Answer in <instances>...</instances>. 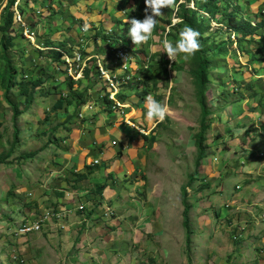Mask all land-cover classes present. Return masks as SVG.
Here are the masks:
<instances>
[{
  "label": "rangeland",
  "instance_id": "rangeland-1",
  "mask_svg": "<svg viewBox=\"0 0 264 264\" xmlns=\"http://www.w3.org/2000/svg\"><path fill=\"white\" fill-rule=\"evenodd\" d=\"M22 1L26 5V0ZM29 1L30 7L26 6L24 15L37 24V36L40 43H45L44 50H34L29 41L25 43L20 31H14L12 57L16 61L18 79H40L42 84L36 93L37 98L24 113L22 121H18L19 125L13 121L11 106L4 95L0 100V157L6 155L13 145L15 127H20V139L14 153L0 164V264H39L32 251L37 239L35 242L31 232L21 233V221L28 216V210H36L30 213L32 220L44 212L37 211L39 205L34 197L37 196L35 188L41 185V181L44 184L45 176L42 175L40 181L38 176L31 177V174L37 170L36 159L42 152L39 146L48 149V135L54 138V130L60 121L57 115L60 111L54 112L53 105L61 98H77L82 94L79 91L82 83L88 85L87 81L75 83L64 63L54 70L48 55L43 54L48 52L45 49L50 45L46 44L45 38L50 36L56 38L54 46H58L62 38L65 50L85 51V36L81 35L80 22H73L72 13L66 12V8L72 7L71 1L66 0V6L59 0H48L61 14L45 19L41 18L40 6L46 0ZM179 4L181 0H177ZM96 6L106 8L102 0ZM177 9H172L171 20L177 22L171 26L180 22L175 18ZM90 13L97 14L95 10ZM122 13H118V20H127L128 12L122 10ZM113 15L106 20V26L118 33ZM256 15L264 17V12ZM96 19L93 16V20ZM57 24L61 26L59 32H56ZM159 25L157 33H153V37L158 39H150L136 47L127 34L120 46L130 50L133 61H137L138 70L129 73L134 75L129 86L140 85L138 79L143 78L148 87L147 91L139 88L140 95L151 94L170 109L157 128L159 121L151 122L152 125L156 123L155 133L152 132L154 129L149 131L150 128L141 126L148 132L151 146L145 170L142 174L138 171L134 181L143 182L144 198L140 196L137 199L145 202L140 208L144 206L143 218L147 220L145 228L149 235L148 246L137 255L136 264H264V204L260 202V197H264V31L260 32L261 37L237 41L233 35L219 31L218 24L212 21V42L227 43L231 37L232 43L255 53L257 60L255 63L247 61L246 55L239 54L241 51L236 43L228 44L231 51L228 56L216 57L219 61L225 59L222 61L225 66L213 71L210 69L207 75L205 92L208 91L214 108L211 115L203 120L194 75L196 59L193 56L188 61L180 57L175 62L169 60L163 54L162 41L165 35L173 44L176 41L168 37L170 26L165 22H159ZM106 44L110 42H103L104 47L98 53L110 61H104L107 66L114 65L112 47ZM26 62L29 63L27 68ZM96 72L100 77L98 70ZM121 89L122 93L125 92L127 85ZM236 89L242 93L241 96L235 94ZM17 101L23 106L26 103L23 98ZM140 108H145V105L141 104ZM146 111L145 108L144 118ZM37 118H40L39 123L35 121ZM126 129L132 133L129 127ZM200 149L203 150L201 160L198 159ZM31 152H37L36 156L19 158ZM126 186L133 191V184ZM185 194L191 207L190 240L183 225Z\"/></svg>",
  "mask_w": 264,
  "mask_h": 264
},
{
  "label": "crops",
  "instance_id": "crops-1",
  "mask_svg": "<svg viewBox=\"0 0 264 264\" xmlns=\"http://www.w3.org/2000/svg\"><path fill=\"white\" fill-rule=\"evenodd\" d=\"M59 1L68 6L66 0ZM102 1L105 3L104 0ZM6 3L7 0H2L1 5ZM30 3L25 5L22 1L21 6L26 10V6L30 7ZM244 3L251 15L256 16L264 12V0H244ZM49 4L52 5V2ZM96 5L97 3H94L92 7L97 14L84 11L80 18L84 23L102 20L103 25L97 26L100 32L107 29L105 24L111 13L108 3H105L106 8L99 9ZM72 10L73 8H66V12L70 11L74 17L76 14L73 15ZM107 11L109 13L105 14ZM58 12L61 14L60 11ZM93 16L97 19L93 20ZM24 17L27 19L25 15ZM60 27L57 24L56 32H59ZM81 35L85 36L82 32ZM55 39L52 37L53 41ZM84 40L86 47L82 52L90 56L98 55L101 60L110 62L98 53L100 48L104 47L102 40L95 43L88 36H85ZM60 42H64L62 38ZM25 43L27 44L26 39ZM99 44L102 46L99 47ZM43 54L49 55L45 52ZM50 61L52 64V60ZM136 62L132 60L127 72L124 70L115 72L120 76L135 73V70H138ZM28 65L29 63L26 62L25 67L27 68ZM3 66L0 52V81ZM81 81L88 82V85L82 83L79 88V91L84 93L82 101L70 105L65 103L61 109L56 110L60 111L57 114L60 118L59 127L57 128L56 125L54 130L57 134H53L54 138L52 142L49 141L47 150L39 146L42 148L39 151L42 152L36 159L37 170L36 173L31 174V177L38 176L40 181L41 176H45L44 184L41 181V185L35 188L37 196L34 197L39 205L37 211L44 212L34 214L37 218L32 220L30 213L36 210H28L29 217H23L21 223L41 225L40 231L30 233L34 240L37 239L32 251L39 264H136L137 255L148 246L149 233L145 228L147 220L143 218L144 206L140 208L144 201L137 199L140 196L144 198L143 182H136L134 178L137 177L138 171L142 174L145 170L151 142L148 140L149 134H142L127 124L126 119H131L139 128L141 126L150 128L149 131L154 129L156 123L152 125L147 121L143 115L145 108H140L141 104L145 105L146 96L144 99L134 97L141 90L129 86L130 84L127 85L125 92L122 93L121 89L119 98L126 108L115 111L110 102L104 103L103 99L108 94L105 81L96 74L92 78L84 77L74 82ZM79 91L75 92L79 94ZM2 95L0 84V100ZM129 97L134 98L128 101ZM71 109H74L73 113ZM39 114L41 115V112ZM35 121L39 123L40 118ZM126 126L132 130V133L127 131ZM48 138L51 139L50 135ZM95 161L99 163L95 164ZM86 167H95L96 170L89 172ZM77 175L84 177L79 180ZM127 184L134 185L133 191L128 189ZM98 185H106L101 195ZM260 198V202L263 201L264 204V197ZM81 205L85 206L82 211L79 210ZM108 210H111L112 216L109 215ZM52 211L63 212L65 218L58 219Z\"/></svg>",
  "mask_w": 264,
  "mask_h": 264
},
{
  "label": "trees",
  "instance_id": "trees-1",
  "mask_svg": "<svg viewBox=\"0 0 264 264\" xmlns=\"http://www.w3.org/2000/svg\"><path fill=\"white\" fill-rule=\"evenodd\" d=\"M17 0H9L5 7L3 8L1 15H0V52H1V59L4 62L3 69L1 70V88L3 91L4 99L8 102V104L11 106V110L13 112V121L17 125H19L18 121L21 120L22 116L26 112V110L31 107L33 102L36 99V93L40 91V87L42 84V81L40 79H31V80H25V79H18V69L16 65L15 59L12 57V52L15 48V37L12 36L13 28L15 25V10L14 5ZM72 3L73 15L76 14V16L73 17V22H80V27L82 28L84 26V21L81 20L80 16L85 11L86 13H90V11H94L95 9L92 7L94 3H97L99 0H69ZM105 3H108L109 5V12L111 13L110 16L114 14V12L117 11V14L113 15L116 23V30L118 28V33L113 31V34L106 35L104 32L106 31L103 29V31L98 30L97 26L103 25V21L98 22H88L90 25L88 31V38L93 40L95 43L98 40H102L103 42H110V46L112 47L111 50L115 51L117 50L116 46H120L123 40L127 38V34L130 24L125 23L127 20H131L132 18L143 20L145 16V3L144 0H104ZM26 5L29 4V0H26ZM194 3V7H191V3ZM37 4H39L36 1ZM2 4V1L0 0V6ZM40 5V4H39ZM95 6V5H94ZM41 18H47L56 16L59 14L57 10L54 9V6L50 5L48 3V0H46L45 4H41ZM21 8V6H20ZM22 9V8H21ZM123 12L127 14V20L121 21L118 20V13ZM125 10V11H124ZM23 16H24V9L21 10ZM96 12V11H95ZM107 11V14L109 13ZM249 9H246L244 0H184L181 4L178 5V9L176 11V19H179L180 22L176 24L175 26L172 25L171 16L174 14V10L172 9H164V17H158L157 18V25L153 31V33H157L160 25L159 22H165L166 25L170 26V31L168 33V37L172 39L173 41H177L179 39V32L182 28L185 26H190L196 31L199 32V43H200V50L194 55L196 59V64L194 66L195 68V78L197 80V86H198V95L200 97L199 103L201 105L202 110V117L203 120L205 118L209 117L211 115V109L214 108V105L209 101L208 95L206 91V84H207V75L210 71V69L213 71L214 69L222 68L223 65L222 61L225 59H222L219 61V59H216L218 56H228L230 54V49L228 47V44H235L232 43L231 37H228L227 43L222 42L220 44L212 42V38L210 37V33H214L212 28V21L216 22L218 24V29L221 32L226 33L228 36L235 35V38H237V41H243L250 39H255V37H261V31H264V17L261 15H251L249 14ZM123 14V13H122ZM150 14V13H149ZM207 16H204V15ZM202 15V16H201ZM254 16V17H251ZM25 20L29 23V25L32 28H36L37 24L34 23L30 19ZM105 23V22H104ZM100 24V25H99ZM106 25V24H105ZM125 27L124 29H122ZM127 29V30H125ZM166 29H164V32ZM217 31V32H219ZM216 33V32H215ZM122 38H121V37ZM50 37H46V44L50 45L47 46L51 50L48 51L46 54H49L48 58L52 60V68L57 69L58 65L62 63L61 57L63 56V53L60 52L62 48H65L64 43H58V46H54L55 43ZM51 38V39H50ZM130 40V39H129ZM232 41V42H231ZM237 44V49L241 51L239 54L246 55L247 61L251 63H255L257 58L255 57V53H250L249 51H245L243 46H239ZM107 45V44H106ZM52 47V48H51ZM124 48V47H123ZM212 52L211 55H208V52ZM52 52V53H51ZM69 52V51H67ZM236 54V51L234 52ZM84 55H89L88 53H84ZM211 56V57H210ZM95 62V60L89 61L90 65H88V68L86 69L84 73V77L86 79L94 77L96 74V66L92 63ZM225 64V63H224ZM264 68V67H263ZM95 70V71H94ZM257 75V74H255ZM25 78V77H24ZM139 84L138 86L134 85V87L138 90L139 88H144V90L147 89L148 83L147 81H144V79H138ZM254 80V79H253ZM143 82V83H142ZM133 82L128 83L132 84ZM56 88V87H55ZM252 89V88H251ZM15 90H17V94H15ZM73 92H75L74 89H72ZM147 91V90H146ZM145 91V92H146ZM235 94L238 96H241L242 93L238 91V89L235 90ZM257 94V93H255ZM148 95V94H147ZM145 95V96H147ZM83 94L78 95L77 98H61L59 99L56 104L54 105V111L59 110L64 106L65 103H68L70 105L73 102L82 101L81 99ZM140 97L145 98L143 95H140V93L136 94L134 97ZM257 96V95H256ZM127 98L128 101H131V98ZM18 98H23L26 103L24 106L17 101ZM160 97H158L159 100ZM243 98V97H241ZM104 103L108 104L109 101L107 100V97H104ZM244 100V99H241ZM23 106V107H22ZM160 125V123L156 126V128ZM20 128V127H19ZM18 126L14 129V141L13 145L10 147L6 155H2L0 157V164L4 163L6 160H8L12 154L14 153V150L16 149L15 146L18 143L20 139V129ZM156 128L152 131L155 133ZM147 138L146 136H144ZM50 142H52V139H50ZM15 144V145H14ZM37 152H31V153H25L22 154L19 158H32L36 156ZM203 156V150L200 149V155L199 160L202 159ZM198 166H200V163L198 161ZM86 170L89 172H94L96 169L95 167H86ZM78 179H82L83 175H77ZM98 188L100 189V195L106 188V185H98ZM183 205L185 207L184 210V222L183 225L187 229L188 234V240H190L189 235L191 234V225H190V219H189V211L191 209L189 203L186 199V194L184 195L183 199Z\"/></svg>",
  "mask_w": 264,
  "mask_h": 264
},
{
  "label": "clouds",
  "instance_id": "clouds-1",
  "mask_svg": "<svg viewBox=\"0 0 264 264\" xmlns=\"http://www.w3.org/2000/svg\"><path fill=\"white\" fill-rule=\"evenodd\" d=\"M8 1L9 0H7V2ZM16 2H18V0ZM182 2H183V0H181V3ZM21 3H22V0H19V7L21 6ZM144 3H145L144 19L140 20V19L132 18L130 21L127 20L125 22V23L130 24L128 36L131 38L132 43L136 47H139L141 45L146 44L150 39H158L157 37H153V31H154L156 24L158 22L157 18L163 15L164 9H176L178 7L177 0H144ZM5 5L0 6L1 12H2L3 8L5 7ZM14 7H15V5H14ZM193 7H194V3H193ZM14 10H15V8H14ZM20 11H21V8H20ZM176 22L177 21L175 19H173L172 23L175 24ZM89 27H90V25L88 23H85L84 26L82 28H80L82 34L87 36V34H88L87 30L89 29ZM82 29L85 32H83ZM122 29H124V27ZM107 30L108 29H106L104 34H106V35L113 34V29H112V31H110V30L107 31ZM13 34H14V28H13L12 35ZM199 35H200L199 32L190 26H185L184 28H182L180 30L179 39L175 42V44L170 42L165 35V38L162 41L163 54H166L168 59L171 61H174V62L176 61V59L178 57L182 58L185 61H188L191 57H193L200 50ZM233 37H235V35H233L232 38ZM22 38H24V37H22ZM37 38H38V36H37ZM27 41H29V40H27ZM37 43L41 47L40 48L35 47V48L38 50H41V51L44 50L42 48L44 47L45 43L40 44L39 39H38ZM47 48H49V47H47ZM50 50H47V51H50ZM117 50H126L131 54V51L128 49H125V48H118ZM45 51H46V49H45ZM68 51L69 52H67V50L62 49L60 52L63 53V56L64 55H72L74 52V50L71 51L69 49H68ZM80 53L83 57L90 56V55H84V52H82V51ZM112 54H114L113 50H112ZM63 56H62V58H63ZM94 56H98V55H94ZM131 57H132V55H131ZM131 59L133 60V58H131ZM91 60H95V62L97 61V59H95L94 57L92 59H90L89 61H91ZM132 60L129 63H131ZM62 63H64V62H62ZM121 65H122L121 62L115 63V61H114V67L116 69H117V67L119 68L117 70H123ZM126 75H131V81H132L134 75L129 74V73H126ZM131 81H129L128 83H130ZM127 84H125V85H127ZM145 108L147 110L146 111V120L149 122H155V121H161L162 122L165 119L166 115L170 111L167 104L160 103L151 94L147 95L145 98Z\"/></svg>",
  "mask_w": 264,
  "mask_h": 264
},
{
  "label": "built area",
  "instance_id": "built-area-1",
  "mask_svg": "<svg viewBox=\"0 0 264 264\" xmlns=\"http://www.w3.org/2000/svg\"><path fill=\"white\" fill-rule=\"evenodd\" d=\"M15 26L14 31H20V35L24 37L25 39L29 40L31 44L36 47L40 48L41 46L37 43V32L34 28H32L29 23L25 20L23 14L20 11L19 7V0L15 3ZM1 14V10H0ZM83 32H85L82 29ZM16 34V33H15ZM13 34V35H15ZM235 39V37H233ZM46 50H50L49 48H46ZM114 54V61L115 63L121 62L122 69L124 71H128L130 61L132 60L131 54L126 50H116L113 51ZM97 59L96 61V69L99 72L100 77L103 81H105V84L109 85V99L113 101L117 106H120L121 108H126L125 105L122 104L120 101V93H121V87L125 84H127L129 81H131V75L124 74L123 76L118 75L114 70L117 69L115 67H110L105 64L103 60L99 56H88L83 57L80 52H74L72 55H64L62 58V61L65 64L66 71L68 72L69 76H71L74 80L78 81L80 79L84 78V71L88 68L89 60L92 58ZM105 65V66H103ZM115 108V106H114ZM127 124L131 125L133 128L139 130L142 134H148L147 131H144L143 129L137 127L131 119H126ZM95 164H98V161L94 162ZM84 206L81 205L79 207V210H83ZM109 215L112 216L111 210H108ZM50 215V213L48 214ZM58 218H63L65 216L64 213L55 214ZM23 227L21 229L22 234L32 233V232H38L41 229L40 223H35L32 225L28 224H22ZM20 233V234H21ZM21 234V235H22Z\"/></svg>",
  "mask_w": 264,
  "mask_h": 264
},
{
  "label": "bare ground",
  "instance_id": "bare-ground-1",
  "mask_svg": "<svg viewBox=\"0 0 264 264\" xmlns=\"http://www.w3.org/2000/svg\"><path fill=\"white\" fill-rule=\"evenodd\" d=\"M106 85V88H107V92H108V94L105 96V97H107V100L112 104V108H113V110H115V111H119L120 109H122L120 106H117L113 101H111L110 99H109V85L108 84H105ZM114 106H115V108H114ZM84 206V205H83ZM84 209H85V206H84ZM83 209V210H84ZM82 211V210H81ZM59 213H63V212H55V211H52V214L55 216V214H59ZM56 217V216H55ZM58 218V217H57ZM65 218V216L63 217V219ZM58 219H61V218H58Z\"/></svg>",
  "mask_w": 264,
  "mask_h": 264
}]
</instances>
